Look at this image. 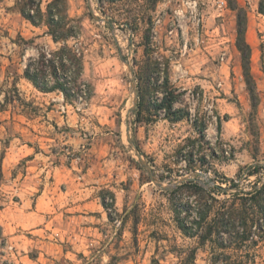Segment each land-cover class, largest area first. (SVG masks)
I'll use <instances>...</instances> for the list:
<instances>
[{"label":"rangeland","instance_id":"rangeland-1","mask_svg":"<svg viewBox=\"0 0 264 264\" xmlns=\"http://www.w3.org/2000/svg\"><path fill=\"white\" fill-rule=\"evenodd\" d=\"M51 1L40 0L43 13ZM259 2L65 0L68 16L81 27L80 39L68 45L83 51V78L93 91L85 104L42 93L23 77L29 57L60 45L44 23L34 26L22 16L26 0H0V264H212L222 252L264 264ZM239 10L256 107L237 48ZM156 61L169 64L175 108L189 113L182 121L153 109L139 117L131 110L127 63L138 88L139 78L159 76L151 69ZM161 97L155 92L149 100ZM182 178L190 180L177 184ZM212 199L218 203L210 219L221 207L237 210L254 243L242 245L226 233L232 249L223 251L217 235L201 244L183 234L178 219L189 220L184 210ZM241 226L237 220L229 232Z\"/></svg>","mask_w":264,"mask_h":264},{"label":"trees","instance_id":"trees-1","mask_svg":"<svg viewBox=\"0 0 264 264\" xmlns=\"http://www.w3.org/2000/svg\"><path fill=\"white\" fill-rule=\"evenodd\" d=\"M25 7L21 9L22 16L34 26H39L44 23L47 26L48 34L53 42L60 45L57 49L51 52L44 50L40 51L38 56L29 57L26 61L23 77L31 82L33 86L42 93L59 92L63 95L65 101L69 103H85L92 97V87L83 78V51L77 46L68 45V41H78L81 36V27L79 22L70 18L67 14L65 0H52L46 8L45 13L40 9V0L35 4L31 0H26ZM35 6V10L31 6ZM234 9H237L234 7ZM259 12L264 14V0L259 2ZM245 19L243 11L239 10L237 24V48L242 56L244 75L249 86V91L253 98V107H256L255 95L252 86L251 75L249 72L250 47L245 40ZM150 66V65H149ZM151 69L158 73V77L152 78L150 75H145L144 82L140 83L142 78H139L138 83V103L136 106V115L139 117L142 112L153 109L156 113H163L166 119L171 122H179L189 117V113L181 109L175 108L178 96L175 90L170 85L169 81V64L165 62H153ZM160 73L163 74V81L155 88L150 87L152 79L157 82L160 79ZM152 89V91H150ZM162 94L161 98H156L152 104L149 100L153 93ZM220 122V118H219ZM195 125L197 122L194 121ZM204 132V127L200 128V134ZM204 160V158H203ZM226 181L232 183L233 188L238 187V184L233 180ZM219 192L222 188L218 187ZM264 190V185L262 186ZM261 190V191H262ZM111 196V204L114 202L113 194ZM214 203L218 200L212 199L211 203L190 206L191 211L184 210L187 213L189 220L178 219L179 229L188 237L198 238L201 244L211 241L213 235L220 237L221 246L224 250L232 249L231 243H226L222 236L229 233L237 235L238 241L245 245L246 243H254V234L248 226V220L242 214L237 213L235 209L228 211L229 208H219L216 216L210 219V214L213 210ZM101 204L105 209H109V203L105 197H101ZM180 212L178 213V217ZM191 219V220H190ZM210 219V220H209ZM241 221V228L236 231L229 232L230 226H235V222ZM235 229V228H234ZM212 264H244L242 260L234 259L230 254L222 252L217 257L212 258ZM255 264L254 260L252 261Z\"/></svg>","mask_w":264,"mask_h":264},{"label":"water","instance_id":"water-1","mask_svg":"<svg viewBox=\"0 0 264 264\" xmlns=\"http://www.w3.org/2000/svg\"><path fill=\"white\" fill-rule=\"evenodd\" d=\"M89 1L90 0H88V2ZM127 66L129 67V70H130L131 75L133 77V81H132L133 100H132V108H131V110L134 111L136 109V106H137V103H138L137 85H136V81H135V77H134L133 71L130 69L129 63H127ZM126 139H127V142L132 146L133 145V141H132L131 136H130L129 126H127V130H126ZM134 152L136 153V156H137L140 164L147 169V171L149 172L151 178H153V174L151 172V168L144 161L142 155L139 153V151H138V149L136 147H134ZM188 180H190V178H182V180H180L179 182H177V184H179V183H181L183 181H188ZM157 185L160 186V183L158 182ZM162 189H166V188H163L162 187ZM167 189H170V188H167Z\"/></svg>","mask_w":264,"mask_h":264},{"label":"crops","instance_id":"crops-1","mask_svg":"<svg viewBox=\"0 0 264 264\" xmlns=\"http://www.w3.org/2000/svg\"><path fill=\"white\" fill-rule=\"evenodd\" d=\"M11 157V154H7V157H5L4 159H3V170H5L6 169V164H5V162H6V160L8 161V159ZM5 164V165H4ZM7 165H9V162L7 163Z\"/></svg>","mask_w":264,"mask_h":264}]
</instances>
